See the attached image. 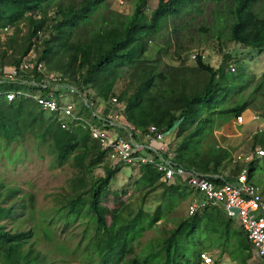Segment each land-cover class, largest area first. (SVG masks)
<instances>
[{
  "label": "rangeland",
  "instance_id": "1",
  "mask_svg": "<svg viewBox=\"0 0 264 264\" xmlns=\"http://www.w3.org/2000/svg\"><path fill=\"white\" fill-rule=\"evenodd\" d=\"M80 2L46 0L43 11L48 19L57 5L77 7ZM136 4L137 0L96 3L95 7L87 10L83 21L70 28L68 42H86L98 29L125 22ZM156 4L157 0H146L144 12L147 16ZM229 4L227 0H194L182 7L179 13L164 18L156 33L147 37L145 52L139 57L144 61L145 70L152 75L148 93L160 102L161 97L168 99L171 93L188 95L201 89L207 74L196 69L194 60L189 58L191 54L200 55L205 64L213 69L221 67L222 71L223 56L229 55L225 67L227 64L234 67L233 80L227 77L230 83L223 86L214 101L208 107H199L192 123L183 126L186 129L183 134L186 135L194 129L195 122L208 118L209 122L202 124L201 130L193 134L194 140H199L195 144L196 151L201 155L216 150L226 151L227 157L217 169L224 176L236 174L238 164L232 163L235 155H243L254 147L261 148L255 143L258 137L253 136L256 124L246 122L236 126L231 114L224 113V110L245 103L244 115L256 113L264 123V49L249 51L227 40ZM252 11L262 16L264 0H258ZM25 33L24 20L5 30L0 29V62L3 66H12V61L21 55ZM43 34L46 39L49 32ZM51 50L54 52L56 49ZM36 53L38 55L39 50ZM65 55H58L61 63L65 61ZM50 61L52 64L56 62ZM137 72L135 63L123 66L117 73L113 94L123 93L126 98L133 94L138 86ZM67 99L73 100L72 96ZM141 108L147 109L144 103ZM150 114L143 113L139 117L146 120ZM174 133L166 135L170 136L172 148L180 141V138H174ZM114 165L102 160L100 164L87 166L82 171L73 158L68 157L65 163L57 166L46 138L33 140L25 136L16 145L0 142V208H10V215L0 218V226L10 234L28 232L22 241L14 244L10 261L17 264H100L94 243L103 235L95 233L92 215L85 204L74 212H70L67 206L74 194H79L86 202L85 190L102 177L104 169H112ZM117 166L118 171L102 193L100 205L109 212L105 220L108 230H116L119 223H129L130 226L122 230V249L111 264H130L133 258L137 261L134 264H162L161 242L182 220L189 218L186 207L192 196L185 190L170 194L162 187L145 191L139 167ZM252 166L251 180L264 190V161L255 162ZM232 224L237 226L236 222ZM210 228L207 222H199L178 241L177 260L180 263L185 258L187 264H196L197 254L204 251L214 257L215 264H261L253 255L244 261L248 243L231 232L224 238L221 233L211 232ZM232 229L237 231V228ZM3 253L0 250V263H4Z\"/></svg>",
  "mask_w": 264,
  "mask_h": 264
},
{
  "label": "trees",
  "instance_id": "2",
  "mask_svg": "<svg viewBox=\"0 0 264 264\" xmlns=\"http://www.w3.org/2000/svg\"><path fill=\"white\" fill-rule=\"evenodd\" d=\"M45 1L0 0V29L13 26L21 20L26 22L23 50L19 57L33 47L31 39L34 38L36 31H48V37L46 39L44 37L39 47L34 48V50H39L35 59L37 62H42L48 71L57 72L71 81L78 82V85L83 89L93 88L96 96L104 103L108 102L109 98L115 97L124 105V118L127 124L134 127L153 125L166 135L175 131L174 138H180V141L174 147V164L187 169L192 168L203 174L216 173L225 161L227 152L216 150L213 153L201 155L195 147L199 140L193 138V134L201 130V125L209 122L208 118H202L195 122L194 129L186 135L183 134L186 131L183 126L191 124L196 110L203 105L208 107L219 92L224 89L223 86L233 80L235 72L231 74L226 71L225 67L226 61L230 59L229 55L223 56L221 66L224 71H222L221 67L213 69L205 64L200 55L196 54L194 59L196 69L207 74L201 89L188 95H184L183 92L171 93L168 99L161 97L160 102L148 93L152 75L150 71L145 70L142 65L144 61L139 58L145 52L146 42L149 40L147 37L156 33L162 20L172 14L179 13L182 7L191 4L194 0H157L156 7L148 16L144 12L146 0H137V4L125 22H120L118 25L110 26L104 30L98 29L97 32L91 34L88 41L82 43L68 42L70 28L84 20L88 9L104 0H81L77 7L69 4L65 7L57 5L52 17L48 19L43 11ZM207 1L219 2L221 0ZM227 1L230 2L227 40L249 51L264 49V14L259 16L252 11V7L258 0ZM52 48L57 51L52 52ZM62 53L66 54L63 63L58 60V55ZM18 59L12 61L14 66H17ZM50 60L56 62L52 64ZM130 63H135L138 67L135 76L138 82L137 90L127 98L123 93L116 96L113 94V85L118 78L117 73L123 66ZM234 64L236 66V60ZM0 65L3 66L2 62ZM158 76L162 78L161 75ZM227 77H231V80H228ZM9 88L14 89L15 87L10 86ZM142 103L146 105V110L141 108ZM245 108L246 104L243 103L239 107L225 109L224 113H230L231 117L235 119L245 113ZM133 112H137V115L134 116ZM149 112L151 114L148 119L144 120L139 117L141 114ZM53 121L55 120L51 114L41 113L29 99L17 97L8 102L0 97V142L3 144L16 145L25 136L32 137L33 140L46 138L57 166L65 163L68 157H72L75 165L82 171L87 166L101 163L104 154L99 151L96 143L89 139L87 133L78 126L66 131L61 130ZM255 143H258L264 150V137H258ZM260 160L264 161V156L254 159L248 165V178H252L251 173L254 170L252 165ZM117 171V165H114L112 169H104L102 177L97 178L94 181L95 184L85 190L86 202L81 200L79 194H74L68 200L67 208L70 212H74L78 206L85 204L86 209L92 215L95 233L103 235L101 239H97V243H94L99 253L100 264H111L112 260L118 258L122 249L121 232L125 227L130 226L129 223H119L116 230H108L105 220L109 216V212L100 205L102 193ZM139 174L145 191H152L157 187H162L170 194L179 193L181 190L187 191L180 186L165 187L158 180L159 174L147 165L139 167ZM139 214L140 211H138ZM9 215L10 208H0V218L4 219ZM200 221L197 214L182 220L168 237L163 239L160 246V250L164 254L162 264H187L185 258L181 263L177 260L178 241L192 231ZM205 222L211 225V232L220 233L221 226L219 224L221 223L212 213L207 214L203 224ZM228 225L227 223L224 228L222 226L221 234L224 238L230 233L227 229ZM27 233L10 234L3 231L0 226V250L4 252V263L0 264H17L10 261L9 256L14 252V244L22 241ZM250 255L248 247V254L244 257L245 262L248 261ZM136 262L134 258L130 260V264Z\"/></svg>",
  "mask_w": 264,
  "mask_h": 264
},
{
  "label": "built area",
  "instance_id": "3",
  "mask_svg": "<svg viewBox=\"0 0 264 264\" xmlns=\"http://www.w3.org/2000/svg\"><path fill=\"white\" fill-rule=\"evenodd\" d=\"M44 37L42 30L36 31L31 39L33 47L19 57L17 66H0V97L8 102L17 97L31 100L41 113L51 114L61 130L78 126L96 143L106 162L127 167L147 165L159 174V182L165 187L180 186L200 195L202 201L192 199L187 204V217L208 205L220 206L225 217L236 222L252 255L264 264V190L248 178V165L263 157L264 150L254 147L235 155L232 163L238 164V170L234 176L203 174L174 164V148L165 141L164 132L153 125L127 124L124 105L115 97L104 103L92 89H83L78 82L48 71L42 62H37L34 48ZM195 56L191 54L190 60ZM226 71L234 74L235 69L227 64ZM70 96L72 101L67 99ZM234 120L236 126L255 123L253 136L264 137L263 119L258 114L250 112ZM196 264L215 262L202 251L197 254Z\"/></svg>",
  "mask_w": 264,
  "mask_h": 264
},
{
  "label": "crops",
  "instance_id": "4",
  "mask_svg": "<svg viewBox=\"0 0 264 264\" xmlns=\"http://www.w3.org/2000/svg\"><path fill=\"white\" fill-rule=\"evenodd\" d=\"M165 141L167 142V143H169L170 144V136H167V137H165ZM154 146H155V143H152ZM238 170V169H237ZM205 174H207V173H205ZM213 175H217V176H221L222 175V173H220V172H216V173H214ZM159 180V179H158ZM183 188V187H182ZM192 197V199H196V200H198V201H202V198H201V196L200 195H196V194H192V193H189ZM191 199V200H192ZM190 200V201H191ZM189 201V202H190ZM188 202V203H189ZM212 213V215H214L216 218H217V221L218 222H220L221 224H219L220 226H221V231H220V233H222V229L224 228V226H226L227 225V223L229 224L227 227V229H228V231L229 232H231V234L232 235H236L242 242H245V240H244V238H243V235H242V233H241V231L239 230V228H238V226H233V224H232V222L233 221H231V220H229L228 218H226L225 217V215L223 214V212H222V210L220 209V208H214V206H210V205H208L207 207H205L204 209H202V210H200V211H198L196 214H198L199 215V218L201 219V223H203V221H204V218H207V214H211ZM207 224H209L208 222H207ZM222 226H223V228H222ZM232 228H237L236 230L237 231H234ZM251 252V251H250ZM207 254H209L210 255V253H207ZM252 252H251V255H250V258L252 257ZM212 256V255H211ZM213 257V256H212ZM214 258V257H213ZM249 258V259H250Z\"/></svg>",
  "mask_w": 264,
  "mask_h": 264
}]
</instances>
